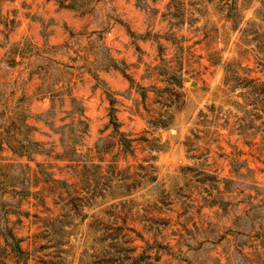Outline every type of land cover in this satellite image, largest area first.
<instances>
[{"label": "rangeland", "instance_id": "obj_1", "mask_svg": "<svg viewBox=\"0 0 264 264\" xmlns=\"http://www.w3.org/2000/svg\"><path fill=\"white\" fill-rule=\"evenodd\" d=\"M0 264H264V0H0Z\"/></svg>", "mask_w": 264, "mask_h": 264}, {"label": "trees", "instance_id": "obj_2", "mask_svg": "<svg viewBox=\"0 0 264 264\" xmlns=\"http://www.w3.org/2000/svg\"><path fill=\"white\" fill-rule=\"evenodd\" d=\"M177 88L178 89L182 88V81L177 84ZM153 89L156 91V93L160 92V91L156 90L155 88H153ZM157 95H158V97L159 96L161 97L163 95V93L157 94ZM179 95H181V94H179V93L177 94L176 92L175 93L170 92L169 96H167L165 99V101H167V102L162 103V106H163L162 110L157 112L156 116L153 117V120L151 122L152 127L164 128V127H167L171 123L172 118H173L172 109L178 107L177 103L179 102V98L181 97ZM122 135L124 136V134H122ZM126 142H127L126 139L123 137V139L120 142V145H122V147H126ZM149 149L152 152L153 149H155V146H153V147L150 146Z\"/></svg>", "mask_w": 264, "mask_h": 264}]
</instances>
